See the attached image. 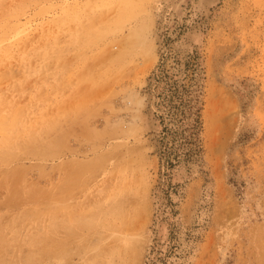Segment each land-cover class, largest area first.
<instances>
[{
  "label": "rangeland",
  "instance_id": "obj_1",
  "mask_svg": "<svg viewBox=\"0 0 264 264\" xmlns=\"http://www.w3.org/2000/svg\"><path fill=\"white\" fill-rule=\"evenodd\" d=\"M0 53V264H264V0H0Z\"/></svg>",
  "mask_w": 264,
  "mask_h": 264
},
{
  "label": "trees",
  "instance_id": "obj_2",
  "mask_svg": "<svg viewBox=\"0 0 264 264\" xmlns=\"http://www.w3.org/2000/svg\"><path fill=\"white\" fill-rule=\"evenodd\" d=\"M181 81L172 77L166 68L156 74L154 80L159 90L157 107L158 118L162 124L165 140L163 156L172 167V158H192L199 150L198 141L201 130V118L197 89L193 77Z\"/></svg>",
  "mask_w": 264,
  "mask_h": 264
},
{
  "label": "bare ground",
  "instance_id": "obj_3",
  "mask_svg": "<svg viewBox=\"0 0 264 264\" xmlns=\"http://www.w3.org/2000/svg\"><path fill=\"white\" fill-rule=\"evenodd\" d=\"M1 54V53H0ZM13 125V124H12ZM129 180V179H128Z\"/></svg>",
  "mask_w": 264,
  "mask_h": 264
}]
</instances>
